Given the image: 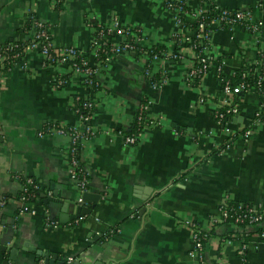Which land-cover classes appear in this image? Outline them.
I'll use <instances>...</instances> for the list:
<instances>
[{
	"label": "crops",
	"instance_id": "0c3cea01",
	"mask_svg": "<svg viewBox=\"0 0 264 264\" xmlns=\"http://www.w3.org/2000/svg\"><path fill=\"white\" fill-rule=\"evenodd\" d=\"M188 4L193 10L202 4L250 10L260 32L215 29L211 52L226 75L245 68L264 75L259 55L264 0ZM32 16L49 24L59 48L90 54L95 27L118 19L141 29L145 46L177 49L172 34L179 25L163 0H0V43L31 39ZM138 53L113 57L97 77L98 89L70 66L47 63L29 47L8 69L0 66V264H46V255L56 264H199L189 255L194 223L211 233L206 245L211 264H264V237L258 232L264 221L242 230L212 224L225 202L264 208V120L255 121L264 92L225 94L215 66L189 83L190 59L172 58L155 62V72L167 81L154 87L145 75L148 60ZM78 97L95 102L91 123L100 131L80 151L90 177L84 206L70 169L68 137L38 134L48 121L79 124ZM144 103L161 126L145 129L138 143L127 145L122 134ZM228 103L239 112L219 125L216 109ZM27 178L42 188V200L30 205L35 213L20 211ZM81 207L89 209L82 219Z\"/></svg>",
	"mask_w": 264,
	"mask_h": 264
},
{
	"label": "built area",
	"instance_id": "2783aa9c",
	"mask_svg": "<svg viewBox=\"0 0 264 264\" xmlns=\"http://www.w3.org/2000/svg\"><path fill=\"white\" fill-rule=\"evenodd\" d=\"M166 8L174 15L179 28L172 34V38L177 46L175 50H166L161 54H154L152 56L153 62L161 60L162 58H172L174 60L191 61V67L188 70L189 83L196 77L203 79L212 66H215L217 77L221 82L222 91L227 95H236L242 92H246L251 88L264 87V75L244 73V79L240 82L233 84L229 75H226L223 70L222 62H218L212 55V35L215 29L219 28H235L245 27L252 32H260L261 23L253 20L252 13L247 9H233L230 7L220 6L218 4H211L208 9H205L202 4L198 9L193 10L188 0H163ZM187 6L190 11L187 10ZM215 7L216 10H220L217 17L208 18L202 15L204 11H208ZM183 15L185 17L183 18ZM188 16H192L193 20L188 21ZM34 32L32 40L28 47L30 49L37 50L41 53L47 61H55V55L60 56L59 63L65 64L70 60H73L76 56H83L80 63L73 62L70 67L74 69L76 73L83 74L88 86L95 87L99 82L97 77L99 75V69L97 68L96 60L101 52L106 54V64H109L113 57L128 52H140L143 55L148 54L147 46L144 45V37L141 33V29H133L130 26H124L118 19H115L112 25L106 27L97 26L95 31L99 32L97 37H93L91 41V48L94 50L90 52L88 57L87 53L78 50L75 47L59 48L54 45L52 35L50 32V26L47 25L44 20L40 18L35 19ZM197 22L194 27L186 26V23ZM111 33L120 37L121 40H117L116 37L112 38ZM17 47L18 45H13ZM13 46H9L6 50H12ZM27 47V48H28ZM26 48V49H27ZM56 48V49H54ZM54 49V52H53ZM55 53V55H54ZM260 62L264 64V47L259 52ZM14 58L19 57V53L13 55ZM0 63H4V56L0 54ZM155 68L152 63H146L145 75L150 78L155 74ZM232 75V74H230ZM94 76V79L92 78ZM253 80V83H251ZM167 81V77L163 74L159 82L153 83L154 87L162 86ZM83 98L84 108L88 110L87 113L79 114L80 125H71L70 129L66 131L63 127H44L38 132L39 136L44 135H65L69 139V159L70 169L74 176L77 189L80 191L81 196L79 202L86 204L83 199V194L88 191L90 177L87 169L82 165L80 158L81 143L84 139H91L100 134V131L95 130L92 126L91 119L93 117V110L95 102L88 97H78L76 99ZM79 113V111L77 110ZM93 112V111H92ZM239 109L232 103L221 104L215 112L217 123L222 125L225 121L237 114ZM264 120V108L256 113L255 121L260 122ZM136 126L135 131L131 133H123V140L127 145H135L138 143L143 131L150 127L161 126V120L157 117L149 116L148 104H142L137 112L136 119L133 127ZM108 132V131H103ZM121 133V131H120ZM251 130L245 131V136L248 137ZM229 147V145H228ZM41 186L33 178H27L23 182L22 193L20 200L23 203L21 212L35 213V209L30 205L35 203L36 190L41 191ZM84 215L79 218L82 219ZM231 219V220H230ZM48 221V220H47ZM264 221V208L252 205V204H237L232 205L231 202H225L220 210V215L212 221V224L224 222L231 223L236 228L242 230L243 224L248 226H258ZM49 225H56L54 221H48ZM192 248L189 251V255L195 257L199 264H211L206 256V245L209 242L211 233L209 230H204L201 226L194 223L192 225ZM261 235L264 237V229L261 231ZM241 247L239 252L241 253L243 260L245 259L246 243L245 239H240ZM231 243L232 240H227ZM245 261V260H244Z\"/></svg>",
	"mask_w": 264,
	"mask_h": 264
},
{
	"label": "trees",
	"instance_id": "16d2710c",
	"mask_svg": "<svg viewBox=\"0 0 264 264\" xmlns=\"http://www.w3.org/2000/svg\"><path fill=\"white\" fill-rule=\"evenodd\" d=\"M187 10L190 11V8L187 6ZM220 13V10H216L215 7H212V9L208 10V11H204L202 13V15H204L205 17H208V18H212V17H217ZM185 17V15H183V18ZM36 17L35 16H32L31 19H30V22L32 24V29H34V24H35V20ZM47 25H49L46 21H44ZM197 25V22H193V23H186V26L188 27H194ZM101 27H106L107 29V25H100ZM134 29V28H133ZM135 29H139V28H135ZM99 35V32L98 31H94L93 33V37H97ZM110 36L112 38H114L116 35L114 33H111ZM32 40V37L31 39L27 40V41H16V42H11V43H0V54L2 56H4V63L1 64L0 63V66H3V69H8L11 65H13L15 63V61H17L19 58H22L26 48L28 47V45L30 44ZM13 46V45H18L17 47L13 46L12 50H6L7 47L9 46ZM148 49V54L144 55L146 57V59L148 60L147 63H152V65L154 66L155 65V62H153V58L152 56L154 54H161L162 52H165V48H162V47H158L156 45H152V46H147L146 47ZM56 49V48H54ZM54 49H53V52H54ZM94 50V48H90V51L89 52H92ZM15 53H19V57H16L14 58L13 55ZM139 55H142L140 52L138 53ZM55 55V53H54ZM88 57L90 56V54H87ZM84 55L82 56H76L73 60H70L68 63H65L67 66H71L73 62H77V63H80L81 61V58H83ZM60 56H56L55 55V61H47L45 60L47 63H52V64H62V63H59L58 59H59ZM106 54L104 52H101L99 57L97 58L96 60V64H97V68L99 69V74L102 73L104 70H106L108 67H109V64H106ZM72 68V67H71ZM72 70L74 71V69L72 68ZM250 72V69L249 68H245L244 70H239L237 71L236 73L232 74V75H229V78L231 79V81L233 82V84H236L238 82H240L242 79H244V73H249ZM163 74L160 72V71H157L152 77H150V80L153 83L155 82H159L162 78ZM94 79V76L92 77ZM195 80L197 81H200V78L196 77ZM253 83V80H251ZM94 82H95V88H100V84L97 86L96 84V81L94 79ZM259 90H261L262 92H264V87H258ZM75 108L79 111V114H83V113H87L88 110H85L84 108V101H83V98L81 99H76L75 100ZM95 108V106H94ZM93 108V110H94ZM92 110V111H93ZM91 111V113H93ZM136 119V117H135ZM76 125H80L79 124H76ZM51 126H56V127H63V129H65L66 131H68L70 129V126L69 124H61V123H58V122H53V121H48L46 124H45V127H51ZM136 129V126L135 127H132L131 129L127 130L126 132L127 133H131L133 131H135ZM59 136H64V137H67L65 135H59ZM85 140H88V139H84ZM83 141V142H84ZM83 142L81 143V147L83 145ZM229 143L225 144L221 150H223L224 148L228 147ZM220 150V151H221ZM41 191L39 190H36V197L34 198L35 200L37 199H41L42 200V197H41ZM232 205H237L236 203H231ZM231 220V219H230ZM243 227H248V225L245 223L242 225ZM258 232H261V230L259 229ZM243 234L247 235L248 232H242ZM109 234V232H108ZM241 235V233H240ZM240 235L238 236L237 235V238L240 237ZM228 238H233L235 239V237H233V235H230V237Z\"/></svg>",
	"mask_w": 264,
	"mask_h": 264
},
{
	"label": "water",
	"instance_id": "95a60500",
	"mask_svg": "<svg viewBox=\"0 0 264 264\" xmlns=\"http://www.w3.org/2000/svg\"><path fill=\"white\" fill-rule=\"evenodd\" d=\"M88 194H89L88 192H86V193L83 194V199H84V201L87 200V198H88ZM43 196H45V195L43 194ZM45 202H47V199L45 200ZM82 205L84 206L83 203H82ZM81 210H82L81 215H85L86 213H89V209L87 210L86 207H84V208L81 207ZM86 211H87V212H86ZM81 215H79V217H80ZM46 257H47V259L45 260V263H46V264H49V263H51V264H56V261H54V259H51L49 255H46ZM53 258H57V255H53ZM57 264H63V263H57ZM69 264H80V262H78V261H74L73 263H69Z\"/></svg>",
	"mask_w": 264,
	"mask_h": 264
}]
</instances>
